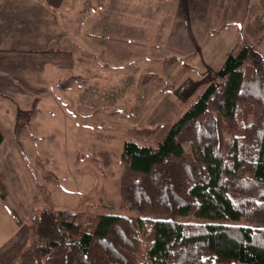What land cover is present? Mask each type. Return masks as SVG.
<instances>
[{
    "label": "trees",
    "instance_id": "obj_1",
    "mask_svg": "<svg viewBox=\"0 0 264 264\" xmlns=\"http://www.w3.org/2000/svg\"><path fill=\"white\" fill-rule=\"evenodd\" d=\"M90 10L85 8L82 14ZM232 26L209 35L217 38ZM179 65L173 84L148 73L140 77L139 87L157 84L164 94L175 91L192 66L176 56L163 62L165 73ZM218 79L163 142L148 140L157 129L129 131L143 143L127 140L122 148L118 207L122 214L99 216L89 232L85 213L35 207L29 241L17 264H264V58L249 37L239 33ZM86 84V78L75 76L58 87L67 91ZM239 109L246 115L258 110L242 135L237 134ZM41 114L36 108L17 109L18 145L34 138L29 125ZM3 142L0 132V146ZM48 165L49 161L36 159L35 174L42 178L37 182L36 206L51 205L49 185H61ZM0 194L5 198L1 180ZM11 214L17 225H25L16 209ZM189 218L205 222L186 221Z\"/></svg>",
    "mask_w": 264,
    "mask_h": 264
},
{
    "label": "rangeland",
    "instance_id": "obj_2",
    "mask_svg": "<svg viewBox=\"0 0 264 264\" xmlns=\"http://www.w3.org/2000/svg\"><path fill=\"white\" fill-rule=\"evenodd\" d=\"M119 1L109 0L106 12L110 16L99 11L106 0H65L59 11L62 23L70 30L66 42L59 46L80 56L79 66L70 77L86 78L87 84L84 90L58 98L57 105L47 104L46 95H36L43 101L40 106L19 103L20 109L36 108L42 116L31 121L29 130L34 138L23 140L22 154L15 152L11 159H1L0 180L6 196L0 194V264L18 263L20 251L29 241V221L35 207L85 213L89 232L94 231L99 216L122 214L118 208L122 148L127 140L143 143L129 131L157 129L148 140L163 142L207 87L220 82L218 73L238 43L239 33L249 37L264 58V0H194L191 10L183 1L152 0L159 1L157 7L152 5L156 11L160 9L165 17L166 12L175 13L179 23V16L190 13L197 17L177 35L166 31L158 35V26L146 22H152L151 15H145L150 14L148 11H138L143 19L136 27L131 23L133 19L123 17ZM85 8H91L88 14L99 12L90 24L84 25L88 15L82 14ZM127 12L129 16L132 10ZM158 16L156 21L164 20ZM227 24L233 26L219 37L209 35ZM104 32L112 41L96 42L92 47V42L85 40L89 33ZM88 49L96 53L87 54ZM173 56L184 58L193 69L180 80L175 91L164 94L157 84L139 87L140 77L148 73L158 74L167 84H173L182 66L169 73L163 70L165 59ZM103 62L108 65L101 67ZM47 93L53 95L51 91ZM257 114L258 110L246 115L239 109L238 135L244 134L245 126ZM186 148L190 151L188 145ZM85 156L95 160L82 159ZM37 158L49 161L47 168L60 179V186L49 185L51 205H34V198L39 195L37 182H42L40 174H35ZM12 209L24 217L25 225L16 224ZM186 221L205 222L195 218Z\"/></svg>",
    "mask_w": 264,
    "mask_h": 264
},
{
    "label": "crops",
    "instance_id": "obj_3",
    "mask_svg": "<svg viewBox=\"0 0 264 264\" xmlns=\"http://www.w3.org/2000/svg\"><path fill=\"white\" fill-rule=\"evenodd\" d=\"M182 1L188 3L187 7L190 10L195 7L194 0H179L180 3ZM64 2L65 0H0V132L4 136V142L0 146V163L1 159L10 158L12 153L22 154L23 141L18 145L14 138L15 116L17 109L20 108V102L40 106L43 101H39L36 95H46L47 104L57 105L58 98L68 96L75 90L80 91V89L64 91L58 87L60 82L65 81L64 79L71 78L70 75L79 66L80 57L73 51L62 50L59 46L66 42L70 34V30L62 23L59 16ZM158 3L159 1L152 0H120L118 5L123 17L136 21H131L136 27H139L137 25L143 19L142 13L138 14V11H148L150 14L145 13V15H151L152 22L145 21L153 27L158 26L155 27L158 35L165 31L177 35V32L185 30L188 22L191 26V22L195 20V16L190 13L179 16L180 23L174 17L175 13L166 12L165 17L159 13L160 9L156 11L153 7H157ZM108 4L109 0H106V5L99 11L102 10L110 16L108 11L106 12ZM129 10L132 12L128 16ZM99 11L88 14L84 25L90 24ZM157 16L164 20L156 21ZM88 35L85 40L92 42V47L96 42L112 41L106 32L103 35L93 33ZM141 45L147 46L143 43ZM95 53L88 49L87 54ZM87 58L90 59L88 56ZM103 65L108 63L103 62L101 67ZM48 91L53 95L47 96Z\"/></svg>",
    "mask_w": 264,
    "mask_h": 264
}]
</instances>
